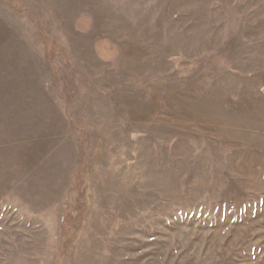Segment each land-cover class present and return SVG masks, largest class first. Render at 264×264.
Instances as JSON below:
<instances>
[{
	"label": "rangeland",
	"instance_id": "obj_1",
	"mask_svg": "<svg viewBox=\"0 0 264 264\" xmlns=\"http://www.w3.org/2000/svg\"><path fill=\"white\" fill-rule=\"evenodd\" d=\"M0 264H264V0H0Z\"/></svg>",
	"mask_w": 264,
	"mask_h": 264
}]
</instances>
